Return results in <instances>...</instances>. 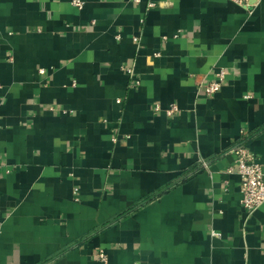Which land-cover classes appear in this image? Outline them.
<instances>
[{"label":"crops","instance_id":"0c3cea01","mask_svg":"<svg viewBox=\"0 0 264 264\" xmlns=\"http://www.w3.org/2000/svg\"><path fill=\"white\" fill-rule=\"evenodd\" d=\"M242 145L264 0H0V264H264Z\"/></svg>","mask_w":264,"mask_h":264},{"label":"built area","instance_id":"2783aa9c","mask_svg":"<svg viewBox=\"0 0 264 264\" xmlns=\"http://www.w3.org/2000/svg\"><path fill=\"white\" fill-rule=\"evenodd\" d=\"M236 5L248 8L251 5V0H228ZM77 6H81L76 2ZM224 72L218 74V79L208 84L202 85L206 94L209 97L219 93L224 83ZM178 108L172 106L168 111L169 115L174 114ZM235 155V166L229 172H236L240 178V192L242 195L241 205L250 214L256 212L264 205V170L258 162L257 157L245 146H240L232 151ZM206 167V162H202ZM2 233V223L0 222V236ZM215 235V234H214ZM100 264H109V258L104 250L98 253Z\"/></svg>","mask_w":264,"mask_h":264}]
</instances>
